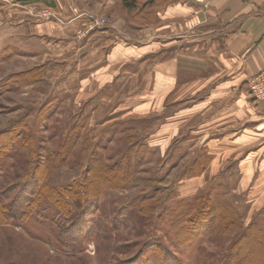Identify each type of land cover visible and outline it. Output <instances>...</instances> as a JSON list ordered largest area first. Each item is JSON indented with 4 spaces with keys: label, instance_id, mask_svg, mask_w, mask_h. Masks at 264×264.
<instances>
[{
    "label": "rangeland",
    "instance_id": "obj_1",
    "mask_svg": "<svg viewBox=\"0 0 264 264\" xmlns=\"http://www.w3.org/2000/svg\"><path fill=\"white\" fill-rule=\"evenodd\" d=\"M63 1L9 3L3 25L0 10V264H264L262 191L239 188L236 165L197 172L207 158L170 135L175 102L161 124L159 94L145 92L158 82L151 62H95L79 44L108 19L67 20ZM142 4H123L131 13L120 16L132 21ZM22 14L41 23L35 34L17 28ZM75 20L70 47L65 28ZM181 64L185 82L202 65ZM186 203L188 218L212 211L181 246L172 212Z\"/></svg>",
    "mask_w": 264,
    "mask_h": 264
},
{
    "label": "crops",
    "instance_id": "obj_2",
    "mask_svg": "<svg viewBox=\"0 0 264 264\" xmlns=\"http://www.w3.org/2000/svg\"><path fill=\"white\" fill-rule=\"evenodd\" d=\"M19 1L25 0L0 2V10L6 13L1 25L12 19L9 3ZM136 1L143 3V8L131 17L132 21L143 20L140 25L122 19L120 15L129 18L131 13L122 0L62 3L67 20L80 13L108 19V26L95 30L79 44L84 53L89 51L87 55L96 54L95 62H151L150 69L158 82L155 87L150 81L145 92L159 94L158 106L166 114L162 112L161 124L168 120L169 101L175 102L176 124L170 135L174 133L179 142H192L191 157L207 158L206 165L197 172L231 173L236 165L239 188L262 191L255 204H263L264 99L252 96L248 81L264 72V0ZM13 17L22 31L36 33L41 25L27 15ZM80 21L65 26L67 46L74 44ZM95 39H103L104 43L93 48ZM201 45L209 47L206 55L200 53ZM187 59L202 63L191 82L180 80L181 63ZM100 68L104 65H99L97 71ZM149 104L151 108L153 102ZM194 179L201 185V176Z\"/></svg>",
    "mask_w": 264,
    "mask_h": 264
},
{
    "label": "trees",
    "instance_id": "obj_3",
    "mask_svg": "<svg viewBox=\"0 0 264 264\" xmlns=\"http://www.w3.org/2000/svg\"><path fill=\"white\" fill-rule=\"evenodd\" d=\"M123 4L128 7L131 8L133 5L136 4V0H122ZM227 206V205H226ZM191 209L190 204L186 203V204H178L177 207L175 208V211H173V215L175 216V220L173 221V229L176 230V234H177V240L176 242L182 246V244H189V242L191 241V238L193 237L195 231L194 228L198 227L200 225L201 218H203V216H205L206 212L208 211V214L211 213L210 210L211 208L205 210V209H201L198 213H196L195 215H193V217H186L189 216V210ZM212 211V210H211ZM235 214V213H234ZM197 215V216H196ZM199 217V219H197L196 217ZM180 232H182L181 234H186L185 239H181V235ZM179 235V236H178ZM176 258L173 257H166V261H169V263L172 262V260H175ZM174 262V261H173Z\"/></svg>",
    "mask_w": 264,
    "mask_h": 264
},
{
    "label": "built area",
    "instance_id": "obj_4",
    "mask_svg": "<svg viewBox=\"0 0 264 264\" xmlns=\"http://www.w3.org/2000/svg\"><path fill=\"white\" fill-rule=\"evenodd\" d=\"M105 22V19L99 20V24ZM249 90L255 99H264V72L252 77L249 81Z\"/></svg>",
    "mask_w": 264,
    "mask_h": 264
}]
</instances>
